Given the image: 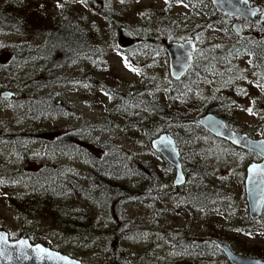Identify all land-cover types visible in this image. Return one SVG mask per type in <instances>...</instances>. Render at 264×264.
Returning a JSON list of instances; mask_svg holds the SVG:
<instances>
[{"label": "rangeland", "instance_id": "rangeland-1", "mask_svg": "<svg viewBox=\"0 0 264 264\" xmlns=\"http://www.w3.org/2000/svg\"><path fill=\"white\" fill-rule=\"evenodd\" d=\"M81 1L29 2V10L38 14L46 25L55 22L64 6L67 11L96 27L103 42L100 54L73 60L56 73L63 82L54 80L39 92L51 95L62 106L59 108L62 115H52L39 121L23 112L19 105L20 88L10 81L14 74H20L24 66L30 70L39 67L42 59L31 54L28 60L12 67L11 48L25 42L24 37L13 31L0 33V91L11 87L18 97L12 100L0 98V168L23 165L16 145L6 136L24 133L31 139L22 136L16 139V144L25 151L27 149L32 160L51 161L63 166L67 175L83 182L82 173L92 169V155L95 150L99 154L101 149L81 142L82 152L71 148L66 150L73 144L79 146V141L69 138L68 146L61 147V141L54 137L52 142L56 144L47 147L51 139L46 145L36 139L37 132L34 131L38 125L47 131L46 125L50 124L54 126L52 133H57L60 139L65 131L68 133L72 128L85 125L82 131L89 138L113 143L127 154L128 159L134 156L144 166V169L141 166L144 176L136 172L138 177H142L141 185L135 187V194L128 193L123 198L120 207L122 214L145 227L123 235L122 229H116L115 224L104 220L94 228L90 239L66 236L41 215L21 219L6 197V193L13 190L9 188L20 189L23 185L20 182L12 187L0 184V229H5L10 239L27 237L32 243H42L84 264H192L203 259L218 264L225 257H220L212 242L221 231L232 240L235 251L248 255L262 251L260 256L264 259V227L249 218L243 179L244 162L250 156L252 161L256 160L257 156L228 142L219 143L214 135L197 124L195 118L199 110L194 105L198 101L197 92L188 89L187 83L181 86L184 87L183 95L170 91L171 77L163 47L160 50L152 44L142 43L136 36L132 43L121 42L118 31L122 25L112 26L99 10L109 9L116 20H120L132 33L141 14L146 11L168 8L169 16L179 17L184 22L189 19V25L195 24V12L185 3L174 0H91L89 6ZM250 2L264 5V0ZM233 19L228 17L227 22L230 24ZM243 24L246 37L264 36V26L254 27L244 21ZM193 37L204 53L211 49L222 51L233 38L213 25H208ZM210 44L215 46L209 47ZM119 47L128 51L127 60L116 50ZM198 55L202 52L199 51ZM235 65L239 78L234 84L242 94L232 99L231 115L244 125L245 130L252 131L247 134L253 138L264 137V121L257 118L251 98L252 93L259 90L254 84L252 62L249 57L240 56L235 59ZM195 77V73L190 76ZM196 85L207 91L210 89L202 82ZM159 112L164 115L160 116ZM151 120H161L171 134L175 131L184 134L179 148L180 152H185L182 158L184 156L189 167V176L182 186H178L179 190L173 185L174 168L167 167V162L151 147ZM94 125L99 128L91 129ZM55 146H58L57 150ZM197 168L203 173L197 174ZM212 189L215 196L209 199L207 195ZM183 192H201L210 202L205 204V209L185 207L180 196ZM106 233L115 234L108 238ZM169 235L171 239H168Z\"/></svg>", "mask_w": 264, "mask_h": 264}, {"label": "trees", "instance_id": "trees-1", "mask_svg": "<svg viewBox=\"0 0 264 264\" xmlns=\"http://www.w3.org/2000/svg\"><path fill=\"white\" fill-rule=\"evenodd\" d=\"M90 1L81 2L89 6ZM174 1L185 3L195 12L197 18L195 24L189 25V19L184 22L179 17L169 16L168 8H159L141 14L133 34L140 38L142 43L152 44L160 50L166 41L193 37L208 25L218 26L222 33L232 36L233 38L220 52L211 49L204 53V50L197 44L190 70L180 80L171 79L169 89L172 93L183 95L184 87L181 86L187 83L188 89L197 92L198 101L194 105L199 110L198 116L212 112L223 118L237 132H252L245 130L244 125L235 121L234 116L231 115L234 105L232 99L234 96L242 94L239 91L240 88L234 84V81L239 78L235 59L247 56L252 62L254 84L259 90L253 92L251 98L255 104L257 118L264 121V38L234 35L231 25L227 22L228 17L217 13L209 0ZM29 2L30 0H0V33L13 31L24 37L25 42L11 48L13 51L12 67L28 60L31 54L40 56L42 59V64L39 67L31 70L26 69V66L22 67L20 74H14L10 82H14L20 88L19 105L23 112L34 119L43 121L49 116H59L63 113L59 111L62 106L56 103L51 95L39 92L45 85L52 84L54 80L63 82L56 73L69 66L73 60L81 56L100 54L103 50V42L96 27L85 22L79 15L76 16L67 11L64 6L58 12L55 22L52 25H46L38 14L29 10ZM99 11L110 21L112 26L116 27L119 24L124 26L119 22L120 20H116L109 9L102 8ZM116 50L127 60L129 54L127 50H122L120 47ZM199 51L202 52V55H198ZM164 58L167 60L166 53ZM193 73L196 74L195 79L190 78ZM198 82L207 84L206 86L210 88L209 91L206 88H199L196 85ZM159 114L160 116L164 115L160 112ZM167 114L169 115V113ZM151 125L150 140L160 132L167 131L166 124L161 123V120H151ZM46 128L47 131H44L43 126L38 125L34 132H37L36 139L44 144L51 139L48 145L46 144L47 147L53 143L52 137L61 141V143L59 142L61 147L68 146V139L71 138L77 139L80 145L73 144L66 147V150L71 148L82 152V142L98 146L101 152L97 154V150H95L92 155L94 166L89 171L82 173L81 180L83 182H81L67 175L66 168L63 166L49 160L45 163L32 160L27 151L16 144L17 138L26 136L24 133L22 135H7L6 138L16 145L23 165H5L0 168V184L12 187L23 182L19 190L9 188L13 190L6 193L7 201L16 208L21 219L41 215L52 227L57 228L66 236L78 239H90V236L94 234V228L104 220L115 224L116 229H122L123 235L144 229L145 225L122 214L120 207L123 198L127 197L128 193L135 194V187L140 186L143 181L142 177L140 178L136 174L138 172L140 176H144L141 170V166L143 169L144 166L140 165L138 159L135 160L134 156L128 159L127 154L113 143L89 138L82 131L85 130V125L72 128L68 133L65 131L60 139L57 133H52L54 126L47 124ZM92 128L94 130L99 126L94 125L91 126ZM172 134L180 146L181 138L184 136L183 132L175 131ZM217 140L219 143H224L222 139L217 138ZM53 144H56L55 141ZM57 148L58 146L55 149L57 150ZM84 153L86 154V152ZM180 153L187 180L189 167L184 162V156L182 158V153L185 152L181 151ZM250 161H252L251 156L244 162V168ZM166 165L167 167L171 166L168 162ZM195 172L203 173L199 168L195 169ZM243 174L245 175V172ZM176 190L179 188L177 187ZM209 191L207 197L211 199L215 193H213V189ZM180 196L183 205L188 208L205 209L207 203L210 202L201 192H183ZM83 205L85 206L83 207ZM122 221L125 224H122ZM257 223L264 227V211ZM106 234L108 238H111L115 233ZM168 239H171V235L168 236ZM215 240L232 248V240L225 235L224 231H221ZM212 246L220 257H225L214 243ZM251 255L262 258L260 255L263 253L255 251L251 252ZM192 264L213 263L203 259L199 263ZM218 264L230 263L225 258Z\"/></svg>", "mask_w": 264, "mask_h": 264}, {"label": "water", "instance_id": "water-1", "mask_svg": "<svg viewBox=\"0 0 264 264\" xmlns=\"http://www.w3.org/2000/svg\"><path fill=\"white\" fill-rule=\"evenodd\" d=\"M217 13L240 18L261 26L264 23V6L247 3L244 0H209ZM259 16H257V14ZM231 29L237 36L244 33L243 23L236 19ZM119 40L132 43L136 40L132 31L122 26L118 31ZM210 44L209 47H214ZM197 42L194 37L184 40L166 41L163 49L168 59V71L171 79L180 80L191 68ZM12 90L0 92L1 98H11ZM195 122L216 138L222 139L236 148L252 152L257 156L245 168L244 193L247 211L251 221H257L264 211V137L253 138L245 132H237L226 121L212 112L195 118ZM152 149L174 168V187L186 182V175L181 161L179 145L169 131L160 132L151 140ZM0 264H84L80 260L62 253L42 243H32L29 238L21 236L10 239L5 229H0ZM23 241L24 243H21ZM214 245L222 251L230 264H264V259L235 251L229 245L218 240ZM43 249L44 251H41Z\"/></svg>", "mask_w": 264, "mask_h": 264}, {"label": "flooded vegetation", "instance_id": "flooded-vegetation-1", "mask_svg": "<svg viewBox=\"0 0 264 264\" xmlns=\"http://www.w3.org/2000/svg\"><path fill=\"white\" fill-rule=\"evenodd\" d=\"M251 4H253V3H251ZM258 5V4H257ZM261 8L264 6V5H259ZM259 14L260 13H258L257 14V16H259ZM226 16V15H225ZM227 17H229V16H227ZM229 18H232V17H229ZM234 18V17H233ZM237 18H234L233 19V21L234 20H236ZM238 20H240L242 23H243V21L244 22H246V23H249L248 21H246V20H243V19H240V18H238ZM232 21V22H233ZM231 22V23H232ZM231 23H230V25H231ZM250 25H252V26H257V27H263L264 26V23L261 25V26H258V25H256V24H254V23H249ZM243 26H244V24H243ZM244 28H245V26H244ZM244 35V34H243ZM253 36H255V35H253ZM251 37V36H250ZM261 38H264V36L262 37V35H261ZM7 89H9V90H12L13 92H14V94L11 96V98H9L10 100H12V99H14V98H16V99H18V97H16V95H17V93L11 88V87H5V88H3V90H7ZM3 90H1V91H3ZM0 91V92H1ZM1 98V97H0ZM22 137V136H21ZM27 139V140H29V139H31V137H29V136H24V139ZM0 139H1V136H0ZM55 149L53 148V150L52 151H54ZM16 151H18V150H16ZM26 151H27V149H26ZM28 152V151H27Z\"/></svg>", "mask_w": 264, "mask_h": 264}, {"label": "snow or ice", "instance_id": "snow-or-ice-1", "mask_svg": "<svg viewBox=\"0 0 264 264\" xmlns=\"http://www.w3.org/2000/svg\"><path fill=\"white\" fill-rule=\"evenodd\" d=\"M245 3H247V0H244ZM127 66V65H126ZM249 112H251V109L248 110ZM0 239H3V237H0ZM21 243H24L23 241H21ZM41 251H44L43 249H40Z\"/></svg>", "mask_w": 264, "mask_h": 264}]
</instances>
